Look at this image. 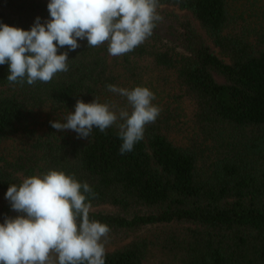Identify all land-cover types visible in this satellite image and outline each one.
<instances>
[{
    "label": "trees",
    "instance_id": "16d2710c",
    "mask_svg": "<svg viewBox=\"0 0 264 264\" xmlns=\"http://www.w3.org/2000/svg\"><path fill=\"white\" fill-rule=\"evenodd\" d=\"M49 2L0 0V23L30 30L50 19ZM159 5L163 19L125 55L80 40L59 50L68 71L32 85L0 65V223L21 215L10 184L58 170L96 193L105 264H264V0ZM108 84L147 87L161 109L123 155L116 125L87 138L51 126L77 100L130 112Z\"/></svg>",
    "mask_w": 264,
    "mask_h": 264
},
{
    "label": "clouds",
    "instance_id": "9594fccd",
    "mask_svg": "<svg viewBox=\"0 0 264 264\" xmlns=\"http://www.w3.org/2000/svg\"><path fill=\"white\" fill-rule=\"evenodd\" d=\"M159 7V0H50V19L41 23L37 17L30 30L0 23V65H8L10 83L32 85L68 71V52L59 50L75 51L80 40L89 47L106 44L111 56L125 55L152 35L163 19ZM106 87L125 97L131 111L114 102L77 100L65 122L51 126L87 138L94 128L104 132L116 125L123 155L143 139L161 109L147 87ZM95 196L87 182L58 170L10 184L5 197L21 215L0 223V264H105L110 228L89 218V198Z\"/></svg>",
    "mask_w": 264,
    "mask_h": 264
},
{
    "label": "rangeland",
    "instance_id": "374dc122",
    "mask_svg": "<svg viewBox=\"0 0 264 264\" xmlns=\"http://www.w3.org/2000/svg\"><path fill=\"white\" fill-rule=\"evenodd\" d=\"M160 25V30H162V26H164V25H162V24H159ZM101 208H108V207H101Z\"/></svg>",
    "mask_w": 264,
    "mask_h": 264
}]
</instances>
